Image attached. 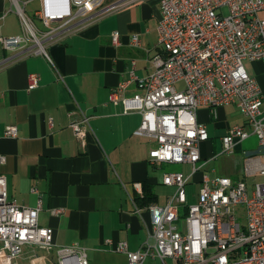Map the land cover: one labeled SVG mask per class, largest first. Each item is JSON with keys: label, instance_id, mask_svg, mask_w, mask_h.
Segmentation results:
<instances>
[{"label": "built area", "instance_id": "2783aa9c", "mask_svg": "<svg viewBox=\"0 0 264 264\" xmlns=\"http://www.w3.org/2000/svg\"><path fill=\"white\" fill-rule=\"evenodd\" d=\"M14 1L22 30L0 35V68L15 59L4 58L3 51L37 54L50 61L48 45L139 0H40L34 18ZM158 5L154 70L140 78L132 60L128 76L111 88L109 101L121 104L124 113L140 114L134 134L155 139L156 146L148 152L151 162H187L192 172L201 158L200 143L209 137L205 124L197 120V108L207 106L215 118L218 107L236 105L249 128L229 127L221 137V153L234 152L237 140L254 135L257 154L245 158L244 171L258 174L261 180L248 192L243 179L204 175L196 201L189 204L188 178L166 172L162 182L175 186V192L164 204L147 206L153 242L145 241L136 250H130L124 240L108 238L105 243L124 253L127 264H143L147 259L160 264H264V96L245 67L246 60H264V17L259 15L264 0H158ZM110 36L118 44V32ZM130 44L140 45L137 34ZM28 78V88H34L40 75L30 73ZM131 83L139 91L127 95ZM87 123V117L70 122L81 143H85ZM17 131L16 125H6L0 136L16 137ZM4 161L0 154V163ZM240 205L245 209L244 223L235 216ZM41 209L39 194L30 206L9 198L6 176L0 172V264H88L84 246L53 244V229L38 223Z\"/></svg>", "mask_w": 264, "mask_h": 264}, {"label": "crops", "instance_id": "0c3cea01", "mask_svg": "<svg viewBox=\"0 0 264 264\" xmlns=\"http://www.w3.org/2000/svg\"><path fill=\"white\" fill-rule=\"evenodd\" d=\"M16 1L32 18L41 5L40 0ZM259 15L264 17V9ZM159 18L158 0H139L48 45L50 61L37 54L22 56L20 51L2 54L4 58L15 57L0 68V132L6 125H16L18 130L16 137L0 136V154L5 156L0 172L6 176L8 197L30 206L39 194L42 209L38 223L53 229L55 246L74 242L84 246L88 264H127L124 253L105 243L108 238L126 241L130 250L145 241L153 242L147 206L164 204L175 192V186L163 184L164 173L180 172L188 178L187 203L191 196L197 198L204 175L229 176L246 184L258 175H246L245 160L242 168L239 166L240 175L234 178L223 165L219 173L208 175L203 164L196 163L198 168L192 172L187 162L153 163L148 152L156 146L155 139L134 134L140 114L124 113L121 104L109 101L111 88L128 76L132 60L140 78L154 70L151 58L158 49ZM21 30L15 1L0 0V35L19 34ZM113 31L118 32V44L111 41ZM135 34L139 46L130 44ZM245 67L264 96V60H246ZM30 73L40 75L34 88H28ZM138 91L131 83L126 94ZM82 117L88 121L85 143L75 138L70 126L72 120ZM197 120L205 124L209 136L200 143V160L221 153L218 149L214 154V140L218 137L221 148V137L232 125L249 128L234 104L218 107L215 118L207 106L200 105ZM250 136L254 143L255 136ZM243 141H236L234 151ZM186 166L189 169L184 172ZM144 186L154 197L146 204L135 201L136 196H142ZM57 208L61 211L53 214ZM143 264L160 263L147 259Z\"/></svg>", "mask_w": 264, "mask_h": 264}, {"label": "rangeland", "instance_id": "374dc122", "mask_svg": "<svg viewBox=\"0 0 264 264\" xmlns=\"http://www.w3.org/2000/svg\"><path fill=\"white\" fill-rule=\"evenodd\" d=\"M35 23L37 25H39V23L37 22V20H35ZM178 87H182V82H178ZM231 108H233L232 106H230ZM229 108V107H228ZM238 115V114H237ZM241 115H238V117H240ZM252 136V135H251ZM250 136V137H251ZM254 137V135L252 136ZM249 137L247 139H245L242 143H241V148L237 151H234L232 153L226 154V153H220L217 154L215 157H213L212 159H208V160H200L197 162V165L203 164V168L202 170L204 172H206L208 175H212V174H216L219 173V169L220 166H224L227 169V173L229 175H232V178L240 175L238 174V169L239 166L241 165V168L243 166V160H245V158L248 155H256L257 152L254 151L256 147L255 142L257 143V141H255L254 143L252 141H250ZM255 140V139H254ZM215 143V152L214 154H216V152H218V149L220 150V143L218 140V137L215 138L214 140ZM186 170H184V172L188 171L189 166H186L185 168ZM174 172V171H171ZM261 177L259 175L256 176H252L249 179H247V189L248 192L251 191L253 184L257 181H260ZM196 201V197L191 196V198L189 199V203L195 202ZM235 216L237 217V219L244 223L245 222V209L244 206H238L235 210ZM179 224V222H178ZM40 253H45L44 251H40Z\"/></svg>", "mask_w": 264, "mask_h": 264}, {"label": "trees", "instance_id": "16d2710c", "mask_svg": "<svg viewBox=\"0 0 264 264\" xmlns=\"http://www.w3.org/2000/svg\"><path fill=\"white\" fill-rule=\"evenodd\" d=\"M154 197L152 195V193L150 192V190L148 188H146L145 186L143 187V191H142V196L138 195L135 197V201L139 202V203H147L148 201L152 200Z\"/></svg>", "mask_w": 264, "mask_h": 264}]
</instances>
